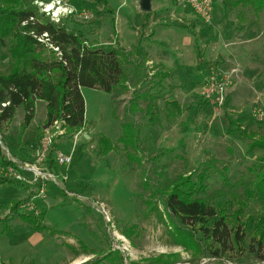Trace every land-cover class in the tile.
Returning <instances> with one entry per match:
<instances>
[{
  "label": "rangeland",
  "instance_id": "rangeland-1",
  "mask_svg": "<svg viewBox=\"0 0 264 264\" xmlns=\"http://www.w3.org/2000/svg\"><path fill=\"white\" fill-rule=\"evenodd\" d=\"M153 1L145 14L139 0H24L37 15L81 33L86 44L117 48L125 86L111 94L81 88L85 125L61 134L52 170L38 155L43 100H35L22 132V105L1 123L7 151L0 145V166L11 157L18 177L0 184V264H264V188L254 186L264 149L251 147L264 141V7L255 13L238 0H214L205 24L186 5ZM9 45L0 40V74L13 66ZM127 122L138 128L134 147L118 141ZM102 135L112 144L104 154ZM59 152L70 163H56ZM201 172L206 189L196 196L224 211L230 229L219 256L203 246L199 254L186 249L163 200L144 186ZM18 213L36 214L55 231H36Z\"/></svg>",
  "mask_w": 264,
  "mask_h": 264
},
{
  "label": "trees",
  "instance_id": "trees-1",
  "mask_svg": "<svg viewBox=\"0 0 264 264\" xmlns=\"http://www.w3.org/2000/svg\"><path fill=\"white\" fill-rule=\"evenodd\" d=\"M102 2L108 6L106 0ZM238 3L250 5L255 12L264 7V0H238ZM108 11L111 12L109 8ZM3 39L10 42L8 50L13 66L8 73L0 74V105L7 103L0 113V124L9 123L16 107L22 105V132L33 119L35 100L41 99L46 103L43 125L50 126L54 121H61L64 132L73 135L85 125L82 87L111 94L115 88L125 86L122 54L117 48L86 44L87 40L81 33L37 15L33 8L25 5L24 0H0V40ZM121 129L118 141L124 147L136 146L138 128L127 122ZM41 132L42 127L38 129L36 139ZM60 136L58 134L54 138L45 154V166L50 170L55 168L53 156ZM98 143L103 154L112 149L111 142L103 135ZM255 144L264 149L263 140L253 142L251 147ZM1 166L16 169V165L8 159H3ZM205 180L203 172L195 178L189 173L177 176L168 186L154 188L147 182L144 186L150 189L151 196L163 200L169 216L178 224L172 221V229L186 249L199 254L203 246L213 256H219L230 229L224 211L196 196L205 191ZM11 182H14L11 178L0 176V184ZM254 186L264 188V164L263 169L256 173ZM247 194L253 193L247 191ZM20 204V201L15 202L11 209L17 211ZM18 216L36 231H55L43 225L36 214L18 213ZM260 223L264 226V217ZM233 234L235 243H238V228ZM163 263L168 264L167 260Z\"/></svg>",
  "mask_w": 264,
  "mask_h": 264
},
{
  "label": "built area",
  "instance_id": "built-area-1",
  "mask_svg": "<svg viewBox=\"0 0 264 264\" xmlns=\"http://www.w3.org/2000/svg\"><path fill=\"white\" fill-rule=\"evenodd\" d=\"M174 2L178 5L188 6L190 8V10L205 24L211 23V20H212L213 14H214V0H174ZM6 104L7 103H1L0 113L2 112V109L4 106H6ZM0 126H1V124H0ZM43 131H44V133H43L42 137L40 138L38 155H39V158H43L45 160L46 151L50 147L51 143L54 141V138L58 134L64 133V129L61 127V121H54L53 124H51L50 126H44ZM2 136L3 135H2V132L0 130V145H1L3 150H6L7 147L3 143V140H2L3 137ZM55 159H56V163L68 164L71 161V156L65 155V154H62L61 152H59V153H57V156ZM8 160L13 162L11 160V157H9ZM13 170H15V168H13L12 166H7V167L0 166V173H1V171L3 172V174L2 175L0 174V176L7 177V178L10 177L13 179V176H16L15 173H13ZM33 171L39 177H42L45 175L47 177L52 178L51 174L41 172L42 170H39L38 168L33 169ZM16 177H18V176H16ZM99 210L102 213L103 217L109 221L110 216H111L109 208L104 203L99 202Z\"/></svg>",
  "mask_w": 264,
  "mask_h": 264
},
{
  "label": "crops",
  "instance_id": "crops-1",
  "mask_svg": "<svg viewBox=\"0 0 264 264\" xmlns=\"http://www.w3.org/2000/svg\"><path fill=\"white\" fill-rule=\"evenodd\" d=\"M106 1H107V0H106ZM153 2H154V1L151 0V4H153ZM107 3H108V2H107ZM108 5H109V4H108ZM248 6H250V5H248ZM250 7H251V6H250ZM251 8H252V7H251ZM253 10H254V9H253ZM260 11H261V10H260ZM260 11H259V12H260ZM254 12H255V11H254ZM255 13H258V12H255ZM217 14H218V13H217ZM219 16H220V15L218 14V17H219ZM198 21H200V19H199ZM221 27H222V29L224 28V26H221ZM221 27H219V28H221ZM247 27H248L247 24H246L245 26H241V25H240V27H239L240 29H239L238 32L240 33L241 36H239L238 38H243L244 36H246V33H247L246 30H247ZM219 28L216 27V29H219ZM244 31H245V34H244ZM236 48H238V46H237Z\"/></svg>",
  "mask_w": 264,
  "mask_h": 264
},
{
  "label": "water",
  "instance_id": "water-1",
  "mask_svg": "<svg viewBox=\"0 0 264 264\" xmlns=\"http://www.w3.org/2000/svg\"><path fill=\"white\" fill-rule=\"evenodd\" d=\"M140 9L144 12H148L151 9V0H139Z\"/></svg>",
  "mask_w": 264,
  "mask_h": 264
}]
</instances>
